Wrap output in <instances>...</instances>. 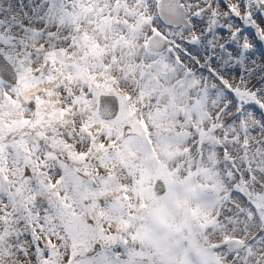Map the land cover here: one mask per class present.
<instances>
[{"label": "snow or ice", "instance_id": "obj_1", "mask_svg": "<svg viewBox=\"0 0 264 264\" xmlns=\"http://www.w3.org/2000/svg\"><path fill=\"white\" fill-rule=\"evenodd\" d=\"M0 264H264V0H0Z\"/></svg>", "mask_w": 264, "mask_h": 264}]
</instances>
